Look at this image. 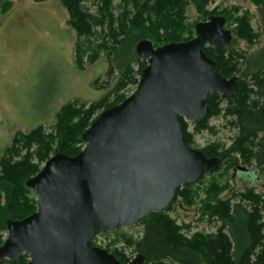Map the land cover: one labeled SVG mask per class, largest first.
Listing matches in <instances>:
<instances>
[{"label": "water", "instance_id": "obj_1", "mask_svg": "<svg viewBox=\"0 0 264 264\" xmlns=\"http://www.w3.org/2000/svg\"><path fill=\"white\" fill-rule=\"evenodd\" d=\"M232 38L226 18L212 15L196 24L189 40L139 41L136 51L147 65L135 89L96 116L77 154L51 155L26 181L37 209L7 221L0 264L24 254L26 264H145L141 253L124 263L93 238L165 210L180 187L221 166L219 156L188 143L182 118L203 122L211 93L238 94L237 76L223 77L203 49ZM246 170L236 165L234 176Z\"/></svg>", "mask_w": 264, "mask_h": 264}, {"label": "trees", "instance_id": "obj_2", "mask_svg": "<svg viewBox=\"0 0 264 264\" xmlns=\"http://www.w3.org/2000/svg\"><path fill=\"white\" fill-rule=\"evenodd\" d=\"M60 1L68 12V24L78 36L75 45L78 67L83 68L85 61L95 63L101 52L107 51L111 55L107 75L117 76L112 88L99 99L90 103L77 99L64 103L51 122L50 131H46L44 124H39L12 136L0 157V245L4 241L3 233L7 232L8 220L24 218L37 209V197L26 181L51 155L57 152L77 154L84 146L82 133L96 116L126 98V87H136L147 65L137 54L139 41L148 39L154 46H161L193 38L195 26L200 21L187 22L189 4L195 6L202 20L212 15H223L227 20L233 18L237 25L232 31L248 43H253L260 35L252 27L248 11L233 17L239 6L234 5L231 9L209 6L214 0H120L118 13L113 9L114 0H97L96 12L84 6L85 0ZM256 3L264 7V0H256ZM11 4L6 1L1 5L0 16ZM203 49L216 62L223 77L237 76L239 91L228 99L220 93H211L210 114L203 122H195L193 132L182 118L184 137L192 146L195 132L212 129L208 123L211 116H231L230 122L238 128L233 144L222 149L220 144L211 143L201 150L208 157L219 156L222 163L230 159V166L238 165V160L250 163L252 159L256 165L264 166V141L254 150L255 140L261 134L264 136V52L256 68L252 69L249 65L241 67V61L246 60L245 52L229 44L205 45ZM224 100L226 104L222 106ZM234 155L239 158H232ZM247 170L239 171L236 180L254 182V169ZM192 184L177 190L170 207L179 197L188 196ZM240 196L241 200L232 203L231 199L222 201L218 198L216 190L209 192L210 200L205 207L211 216L222 221L214 235L196 232L187 237L181 232L187 224H177L166 210L151 211L139 220L143 223V234L135 243V251L144 255L145 264H264V223L261 222L264 198L249 187ZM107 249L124 263L131 259L123 249ZM27 256L5 260L3 264H26Z\"/></svg>", "mask_w": 264, "mask_h": 264}, {"label": "rangeland", "instance_id": "obj_3", "mask_svg": "<svg viewBox=\"0 0 264 264\" xmlns=\"http://www.w3.org/2000/svg\"><path fill=\"white\" fill-rule=\"evenodd\" d=\"M6 1L12 4L0 16V157L16 132L29 131L39 124H44L46 131H50L58 104L60 109L72 99L88 103L95 101L112 88L117 76L107 75L111 65V55L107 51L101 52L95 63L85 61L83 68L78 67L75 61L78 36L68 24V12L60 0H0V7ZM97 2L85 0L84 6L96 12ZM120 5V0H114V12L118 13ZM216 5L220 9L239 6L233 17L249 12L252 27L260 32L259 38L248 43L236 31H232L233 38L229 45L245 52L246 60L241 61V67L249 65L252 69L256 68L264 52V7L256 0H214L209 6ZM187 14V22L204 21L193 4L188 5ZM236 25L233 18L226 19V28L235 30ZM134 67L137 69L138 65ZM134 89L135 86L129 85L124 93L128 96ZM225 104L224 100L222 106ZM231 120L233 117L223 114L211 116L208 123L212 129L195 132L192 146L201 149L208 144L218 143L222 149L228 148L238 134V128ZM185 121L189 131L193 132L195 121ZM261 141H264L262 134L255 140L254 150L258 149ZM237 157L239 155L232 156ZM230 163V159L223 161L216 171L194 182L187 197H179L171 207L165 209L177 224H187L181 229L185 236L191 237L196 232L214 235L222 225L221 219L211 216L205 207L211 191L216 190L218 198L222 201L231 199L232 203L241 200L240 193L248 187L264 198V166L256 165L254 159L250 163L238 160V165L254 169L256 180L249 182L235 180V167ZM33 194L36 196L34 191ZM261 213V222L264 223V207ZM6 234L3 233L4 239ZM142 234L143 223L139 221L100 233L93 238V243L104 248L123 249L133 258L137 255L135 243ZM26 259L29 260V256Z\"/></svg>", "mask_w": 264, "mask_h": 264}, {"label": "crops", "instance_id": "obj_4", "mask_svg": "<svg viewBox=\"0 0 264 264\" xmlns=\"http://www.w3.org/2000/svg\"><path fill=\"white\" fill-rule=\"evenodd\" d=\"M72 100H73V99H72ZM69 101H70V100H69ZM59 107H60V106H59V104H58L57 107H56L57 111H58ZM56 113H57V112H56ZM52 122H53V121H52Z\"/></svg>", "mask_w": 264, "mask_h": 264}, {"label": "flooded vegetation", "instance_id": "obj_5", "mask_svg": "<svg viewBox=\"0 0 264 264\" xmlns=\"http://www.w3.org/2000/svg\"><path fill=\"white\" fill-rule=\"evenodd\" d=\"M235 180H236V179H235ZM131 259H132V257H131ZM131 259H130V260H131Z\"/></svg>", "mask_w": 264, "mask_h": 264}]
</instances>
